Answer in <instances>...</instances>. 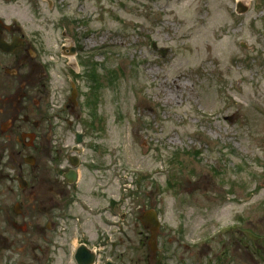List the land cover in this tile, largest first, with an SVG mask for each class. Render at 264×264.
<instances>
[{
    "label": "rangeland",
    "instance_id": "obj_1",
    "mask_svg": "<svg viewBox=\"0 0 264 264\" xmlns=\"http://www.w3.org/2000/svg\"><path fill=\"white\" fill-rule=\"evenodd\" d=\"M52 1L21 0L0 15L42 34L49 59L63 32L77 45V67L51 63L49 101L57 140L86 135L81 181L55 209L61 217L48 216L50 160L25 165L32 150L0 133V264H73L68 251L82 242L102 247L99 264H264V0ZM73 82L79 101L65 111ZM153 208L167 232L162 254L152 234L141 245L119 228L122 213L136 220ZM44 231L54 243L42 256Z\"/></svg>",
    "mask_w": 264,
    "mask_h": 264
},
{
    "label": "flooded vegetation",
    "instance_id": "obj_2",
    "mask_svg": "<svg viewBox=\"0 0 264 264\" xmlns=\"http://www.w3.org/2000/svg\"><path fill=\"white\" fill-rule=\"evenodd\" d=\"M44 1L49 6L53 4L52 0ZM13 5H19V1L0 0V10L1 8H11ZM13 17L15 16H11L9 21L0 18V112L2 110L4 113L6 109L5 111L8 114L5 121L0 124V133L3 136L9 135V140L16 136L15 139L22 147L32 150L33 154L29 156L32 157L30 160L33 161V166L37 170L41 168L43 159L50 160L51 169L58 185L57 188H53L56 191L57 202L50 207L52 209H45L48 208L47 206H43V209L44 213H47L48 216H53L55 219L58 216L61 217L59 210L55 209H59L60 202L68 199L80 182L77 176V179L71 176L70 178L67 177V175L77 169L73 167L74 164L80 163L81 165V159L74 156L77 153L76 141L78 137L76 134L73 136V146L68 144L67 140L62 137L60 141L55 139L54 133L59 127L55 129L54 119L56 117L52 113V105L49 101L52 90V75L49 67L51 64L47 56L48 50L45 48L46 45L43 42L42 34H31V31L27 30L26 25L19 24ZM34 19L38 21L36 16H34ZM6 90L9 92L1 97V93L3 91L6 92ZM77 104L73 103L69 98L66 108L70 111L71 109L74 110ZM28 127H31V129L27 130ZM84 135L85 133H83V140ZM13 153L14 155L18 154V157H20L22 152L14 151ZM79 155L81 158V154ZM27 158L24 157L23 159L25 165L28 162ZM23 163H18V168L21 171L24 170ZM77 170L79 171V169ZM0 172L4 173L2 169H0ZM19 175V177H23L22 174ZM5 177L9 178L10 175L8 174ZM14 178L16 179V177ZM27 186L25 190L30 187L29 182ZM34 194V192L31 193L32 196ZM126 217L127 214H121L119 225L126 237V241H131L133 230L136 237H140L139 242L141 245L144 243L142 238L148 235L146 231L152 235L158 233V240L160 239L161 243L163 242V237L166 236L167 232H162L161 228L157 229L150 224L142 225L141 216L136 218L137 221L135 218L126 220ZM138 222H140L142 230H139ZM52 227L53 224L47 227L49 232H56L57 229L54 230ZM46 233V231L43 233V244L35 247L42 256L52 253L50 245L54 243L52 242L54 240ZM78 246L80 245L78 244ZM78 246L73 248L70 245L73 258ZM11 247H9L8 251L12 249ZM123 257L124 255H122V259Z\"/></svg>",
    "mask_w": 264,
    "mask_h": 264
},
{
    "label": "water",
    "instance_id": "obj_3",
    "mask_svg": "<svg viewBox=\"0 0 264 264\" xmlns=\"http://www.w3.org/2000/svg\"><path fill=\"white\" fill-rule=\"evenodd\" d=\"M250 9V6L246 3H242L239 2L238 6H237V12L238 14H246ZM244 48L247 49L246 45H243ZM154 49L158 50V46L154 45ZM161 52V54L163 56H166L168 51L164 50V49H160L159 50ZM76 54V48L74 46L69 48V52L67 54H64L66 56H74ZM77 96V92L75 91L73 94V100L74 98ZM72 178H75L76 173H72ZM68 178H70V175L67 176ZM146 219H150V222L152 223V221H154L156 223V225L158 226V219H156V213L155 212H149L147 213L143 218L142 221L146 223ZM153 222V223H154ZM153 244H152V249L155 252L156 250V235L153 236ZM97 256L91 252L89 249H87V247L85 245L81 246L80 249L78 250L77 254H76V260L78 264H92L95 262Z\"/></svg>",
    "mask_w": 264,
    "mask_h": 264
},
{
    "label": "trees",
    "instance_id": "obj_4",
    "mask_svg": "<svg viewBox=\"0 0 264 264\" xmlns=\"http://www.w3.org/2000/svg\"><path fill=\"white\" fill-rule=\"evenodd\" d=\"M91 77H93L95 80H96V82H98V79H97V74L94 72V73H92V76Z\"/></svg>",
    "mask_w": 264,
    "mask_h": 264
},
{
    "label": "bare ground",
    "instance_id": "obj_5",
    "mask_svg": "<svg viewBox=\"0 0 264 264\" xmlns=\"http://www.w3.org/2000/svg\"><path fill=\"white\" fill-rule=\"evenodd\" d=\"M72 61H74V62H75L76 60L73 58V59H72ZM179 88H180V85H179Z\"/></svg>",
    "mask_w": 264,
    "mask_h": 264
}]
</instances>
